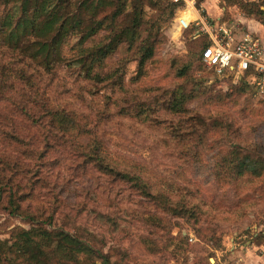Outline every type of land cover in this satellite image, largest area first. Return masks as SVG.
Returning <instances> with one entry per match:
<instances>
[{
	"label": "rangeland",
	"instance_id": "rangeland-1",
	"mask_svg": "<svg viewBox=\"0 0 264 264\" xmlns=\"http://www.w3.org/2000/svg\"><path fill=\"white\" fill-rule=\"evenodd\" d=\"M44 2L0 0V241L11 247L0 264H104L98 251L110 264H238L233 242H264V174L247 168L264 172V100L236 73L218 78L205 39L181 32L164 0L83 8L101 28L85 43V28L69 34L59 56L34 35L11 44L5 21ZM218 4L228 24L262 25L264 45V0ZM133 5L145 10L134 39ZM32 228L66 231L92 254L33 235L41 255L27 247Z\"/></svg>",
	"mask_w": 264,
	"mask_h": 264
},
{
	"label": "trees",
	"instance_id": "trees-1",
	"mask_svg": "<svg viewBox=\"0 0 264 264\" xmlns=\"http://www.w3.org/2000/svg\"><path fill=\"white\" fill-rule=\"evenodd\" d=\"M6 3L15 2L20 3V1L24 0H4ZM120 1L122 0H83V2L78 5L76 12H72L71 9V0H45L43 5H37L33 8L31 12L23 11L16 20L12 21H5L4 26L10 28L9 31V41L11 44H19L22 39L29 35H34L38 38H42L43 41H38L37 43L40 45V52L46 53L50 55L52 49L57 52L59 56V49L61 47L62 41L69 35V34H78L80 30L85 28L83 31L82 36L80 38L81 43H85L89 38L93 35L97 34L98 29L101 28V24L97 23V27L93 26H85L86 18L80 16V11L83 8L92 9L90 11L91 15L94 14V11L107 6V5H119ZM172 5L173 9L176 11L177 6L173 3L172 0H164ZM125 4V3H123ZM243 4V3H242ZM253 4V3H252ZM22 5V4H21ZM247 7H249L248 4ZM243 4V7H245ZM144 6L139 7L133 5L132 11L136 13L135 15V28L134 34L132 35V39L135 37V33L137 31L136 27L138 26L137 23L140 20L141 16L138 14V11H145L143 9ZM52 13L48 16L47 11L52 9ZM254 11H261L260 9H253ZM250 10V11H253ZM141 12V13H142ZM3 28V27H2ZM204 38L205 43L203 48L208 44V38L206 36L200 37V39ZM121 40V37L118 39V42ZM115 45L113 43H109L108 45L101 47L98 51V59L101 60L106 58L115 50ZM202 48V50H203ZM202 50L200 55H202ZM153 55V48L147 50V56L150 57ZM202 60V59H201ZM205 64V63H204ZM92 69V64L89 67V70ZM245 166H248L247 161H243ZM251 168V173L255 174V176H260L264 174L262 171H258L254 169V164L247 167ZM247 170V169H245ZM247 173V172H246ZM245 172L241 171L240 175H244ZM23 235H25L26 243L28 248H35L37 249L41 255H45L43 245L33 237L35 236H42L46 237L47 239H52L54 236L53 241L56 238H60L66 244L65 251L73 256H78L81 253L92 254L83 244V241L78 237L66 232V231H59L57 233H53L48 229H38L32 228V230H24ZM186 236V235H185ZM0 246L11 249L7 245V243L0 241ZM98 253L103 257L104 264H110L109 259L103 254L98 251ZM36 257V256H33ZM46 264V263H45Z\"/></svg>",
	"mask_w": 264,
	"mask_h": 264
},
{
	"label": "built area",
	"instance_id": "built-area-1",
	"mask_svg": "<svg viewBox=\"0 0 264 264\" xmlns=\"http://www.w3.org/2000/svg\"><path fill=\"white\" fill-rule=\"evenodd\" d=\"M177 5V25L179 30H193V38L206 36L208 44L202 50L205 65L222 79L234 73L252 88L255 95L264 100V45L259 36L248 31L242 37L221 18L215 19L204 13L196 5V0H172ZM188 7L196 12V17L189 19L179 15ZM182 37H171V41H180ZM190 242H195L193 233H189Z\"/></svg>",
	"mask_w": 264,
	"mask_h": 264
},
{
	"label": "crops",
	"instance_id": "crops-1",
	"mask_svg": "<svg viewBox=\"0 0 264 264\" xmlns=\"http://www.w3.org/2000/svg\"><path fill=\"white\" fill-rule=\"evenodd\" d=\"M200 3L202 7L204 8L205 13L207 11L211 18H214V16H217V13H216L217 11H225V7L219 6L218 0H201ZM184 13H189V15L191 16V18L189 17L190 19H193L196 17V12L192 10L191 7H188L187 10L184 11ZM181 14L183 13H179V15ZM176 15L178 17V12H176ZM217 17L221 19L223 18V17H220L219 15ZM240 21H241L242 27H235L231 24H228V22L225 21L227 22L228 26L234 30L236 37H242L248 31L254 33L255 35H257V32L263 31L262 25L258 26L254 21H251L247 18L240 19ZM231 249H232L231 254L237 259L238 264H264V242L255 243L253 241L252 242L248 241L246 242V244L240 245L238 242L235 241L233 242ZM224 251L226 250H223L222 252ZM217 262L219 264H224L222 257H218V259H216V263Z\"/></svg>",
	"mask_w": 264,
	"mask_h": 264
}]
</instances>
